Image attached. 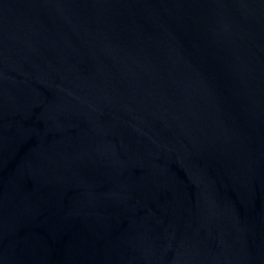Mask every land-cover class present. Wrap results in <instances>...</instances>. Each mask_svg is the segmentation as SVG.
Listing matches in <instances>:
<instances>
[{"label":"water","instance_id":"obj_1","mask_svg":"<svg viewBox=\"0 0 264 264\" xmlns=\"http://www.w3.org/2000/svg\"><path fill=\"white\" fill-rule=\"evenodd\" d=\"M0 264H264V0H0Z\"/></svg>","mask_w":264,"mask_h":264}]
</instances>
